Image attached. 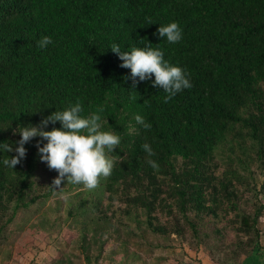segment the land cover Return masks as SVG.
Returning <instances> with one entry per match:
<instances>
[{"label": "trees", "instance_id": "1", "mask_svg": "<svg viewBox=\"0 0 264 264\" xmlns=\"http://www.w3.org/2000/svg\"><path fill=\"white\" fill-rule=\"evenodd\" d=\"M173 21L182 39L169 44L156 30ZM43 36L52 43L41 49ZM113 43L122 51L160 48L191 87L165 102L161 88L119 66ZM76 102L84 116L102 107L101 130L121 136L109 154L112 174L92 189L64 180L54 188L57 172L40 161L33 138L13 169L0 164V236L26 211L35 227L55 217L57 233L81 230L83 251L93 220L115 230L104 240L174 236L213 264H242L260 251L264 0H0V143L15 146L18 126H37ZM40 169L47 187L35 179ZM106 248L101 240L95 264Z\"/></svg>", "mask_w": 264, "mask_h": 264}, {"label": "clouds", "instance_id": "2", "mask_svg": "<svg viewBox=\"0 0 264 264\" xmlns=\"http://www.w3.org/2000/svg\"><path fill=\"white\" fill-rule=\"evenodd\" d=\"M156 34L169 44H175L182 39V29L175 21L159 26ZM51 43V37L43 36L37 41V46L44 49ZM109 50L122 62L120 67L130 70L134 80H150L152 87L161 88L166 93L165 102L191 87L185 70L166 61L160 48L133 47L130 51H122L119 44L113 43ZM82 112L81 103L76 102L63 110L52 112L37 126H18L14 134H18L20 138L15 142V146L12 142L0 143V164L13 169L26 156L25 144L39 137L45 141L42 146L40 140L35 145L40 161L57 172V176L52 180L54 188H59L62 180L82 184L88 189L95 188L100 177L106 178L112 174L114 161L109 154L120 145L121 136L114 130H101L102 125L107 124V120H102L100 115L103 112L102 107L87 116L82 115ZM134 120L143 129L151 128V124L139 114L134 116ZM57 122L59 128L43 130L48 124ZM141 147L149 157L155 155L150 144L144 143ZM13 151L15 155H6ZM148 164L153 169L159 167L155 160L149 159Z\"/></svg>", "mask_w": 264, "mask_h": 264}, {"label": "rangeland", "instance_id": "3", "mask_svg": "<svg viewBox=\"0 0 264 264\" xmlns=\"http://www.w3.org/2000/svg\"><path fill=\"white\" fill-rule=\"evenodd\" d=\"M35 179L47 187L50 178L47 171L40 169ZM259 199L264 203V196L261 195ZM31 219L26 211L19 212L2 232L0 264H95L93 255L101 240L107 243V248L99 258L100 264H213L208 261L205 252L196 253L188 247H181L174 236L162 239L145 234L141 240L124 244H119L114 238L104 240L106 233L113 235L115 230L105 223L100 226L95 220L88 221L90 225L83 229L86 235L83 251L79 249L82 239L76 237L81 230H72V233L63 236L53 229L57 226V218L54 217L55 223L50 224L43 222L39 225L36 222L37 227L32 225ZM257 227L261 233L260 251L254 252L242 264H264V212Z\"/></svg>", "mask_w": 264, "mask_h": 264}]
</instances>
